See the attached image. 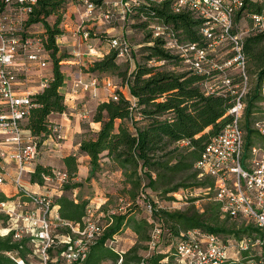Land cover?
Returning <instances> with one entry per match:
<instances>
[{"label": "built area", "instance_id": "2783aa9c", "mask_svg": "<svg viewBox=\"0 0 264 264\" xmlns=\"http://www.w3.org/2000/svg\"><path fill=\"white\" fill-rule=\"evenodd\" d=\"M37 0H0V134L7 148H12L11 155L16 167L14 186L18 190L17 199L0 203V215L7 216L10 227L5 229V235L12 232L15 242L28 240L36 256L32 264H55L53 252L59 253L61 264H83L90 249L104 235L108 227L101 219L104 211L101 206L90 207L80 224L62 220L54 212V203L48 196L30 192L21 182L31 172L40 154V142L31 132L26 130L24 123L30 117L34 93L22 90V79H27L28 73L35 66L44 69L48 66V54L44 41L26 29L29 15ZM147 1V0H146ZM159 4L169 1L175 13L190 14L194 20L201 21V42H180L173 33L159 24L153 25V40L158 39L169 54L184 64L185 70L205 77L201 83L202 90L207 95L231 96V107L226 117L230 123L208 143L200 160L195 164L199 180L209 178L214 186L203 189L208 198L221 205V212L232 220H244L264 234V150L252 146V155L246 161L247 170L242 161L246 155V132L243 127V116L247 109V96L251 92V76L248 74V59L245 52V40L252 35L264 34V12L250 13L246 10L248 2H263L264 0H153ZM83 5L82 24L77 29L83 31L85 41H89L90 32L83 27L88 21L102 20L112 24L118 20L126 21L138 7L149 6L143 0H116L111 3L120 11L108 9L98 13L100 7L94 0H77ZM110 5V3L106 2ZM118 8V9H119ZM247 14L252 25L244 31L239 27V21ZM112 49L118 51V59L133 60V47L123 37H113L109 41ZM150 45H153L151 42ZM89 53L98 55V50L89 44ZM222 50H228L227 56H222ZM165 64L166 62H161ZM49 83L44 78L43 90ZM103 87L109 93V99L119 100L118 88L111 80L103 84L100 78L90 77V81L76 78L72 94H92L96 99L98 90ZM131 108L137 109V100L132 97ZM82 116L89 118L92 112L82 110ZM252 129L264 138V118L256 121ZM49 137L56 143L64 138L62 126L53 125ZM184 144L188 142L184 141ZM54 172L53 176L45 177V181H56L61 186L69 182L67 171ZM6 173L0 166L1 186L6 182ZM176 195V194H174ZM142 193L138 199L153 223L149 249L145 258L152 256L161 243L164 231L158 221H154L155 207L147 202ZM131 206V204H128ZM107 212V217L119 213ZM116 237L109 246L114 247ZM239 251H252L258 246L260 251L255 254L264 264V237L243 238L237 241ZM178 264H223L229 259V246L218 235H212L200 230L182 234L176 243ZM115 248V247H114ZM117 251V249L115 248ZM120 255L122 252L117 251ZM8 256L14 264H26L23 259L13 253ZM32 258V257H31ZM122 264V258L118 262ZM142 264H146L143 261ZM250 264H255L250 261Z\"/></svg>", "mask_w": 264, "mask_h": 264}, {"label": "trees", "instance_id": "16d2710c", "mask_svg": "<svg viewBox=\"0 0 264 264\" xmlns=\"http://www.w3.org/2000/svg\"><path fill=\"white\" fill-rule=\"evenodd\" d=\"M68 3V0H37L26 23V29L34 25L43 26L42 37H39L44 41V48L53 64V74L48 85L32 95L35 106L24 123L26 130L38 141L39 139L45 141L52 132L50 116L67 112L66 97L61 93L66 80L61 63L71 56L62 52L58 39L64 35L61 25ZM96 3L99 4L98 1ZM135 10H139L149 21L155 20L157 24L173 31L180 42L192 44L201 42V21L194 20L187 13H175L169 1L161 4L154 1L149 6L138 7ZM246 10L254 14L263 13L264 3L248 2ZM52 18L55 20L53 23ZM262 41L264 34L248 38L244 42L248 64L250 59L257 60L256 67L259 70L255 91L247 100L248 116H251L258 103L264 100V51L257 52ZM151 42L153 45L143 49L142 63H138L132 73L130 63H119L118 51L112 49L109 44L108 54L101 60L92 62L88 68L84 67L86 73H92L97 78L110 75L122 79L124 84L128 85L131 96L137 100L136 110L131 108V99L124 93H119L118 101L109 99L99 102L93 121L99 123L101 129L95 137L82 141L79 150L80 154L90 158L89 179L102 169V161L108 159L116 170L122 172L123 184L127 185L124 192L131 207L134 208L141 206L138 199L142 193L144 194L146 187L161 198L171 197L167 198L170 201L175 200L172 197L174 194L183 191L213 187V180L209 178L199 180V173L194 167L200 160L205 146L230 123V118L226 117V114L231 107L232 97L207 95L201 88V83L205 79L202 75L186 70L177 73L162 70L155 65L150 66L153 61L181 65L180 61L165 50L161 41L156 39ZM246 128L247 144L250 145L252 135L258 134L250 129L249 124ZM184 141L188 144L183 145ZM1 161L2 158L0 163ZM63 162L70 179L63 186V195L56 197L54 203L59 207L58 214L62 220L81 224L87 210L93 205L88 200L75 202L71 195L73 190L81 186L80 183H72L78 176L79 156L65 157ZM53 175L51 167L37 164L31 172L30 182L43 186L44 178ZM144 178L147 179L145 185ZM3 201L9 199L1 192L0 203ZM107 205L102 208L104 212H107ZM154 207V221L161 224L163 238L167 236V243L174 246L171 253L162 254L157 251L149 258H145L142 251L147 252L149 249L153 223L146 218H138L136 212L129 211L125 214L109 215L105 235L91 247L83 264H119L121 258L122 264H142L143 261L146 264H178L175 243L182 234L194 230L216 236L234 235L236 241H241L245 233L248 236L264 237L260 230L252 226L238 232L220 226L218 219L223 214L221 205L213 201L202 213L195 210V207L186 211L171 212L159 209L156 204ZM2 225H6L7 228L11 225L10 220L3 214L0 215V227ZM127 229L134 232L136 242L120 255L114 247L109 246V243ZM13 237L12 232L0 235V264H14L8 256L9 253L16 254L26 264H32L36 256L30 241L26 239L15 242ZM52 255L57 256L55 264H61L59 253L52 251ZM241 259L242 261L227 260L223 264H250V261L260 264V259L251 251L242 252Z\"/></svg>", "mask_w": 264, "mask_h": 264}, {"label": "rangeland", "instance_id": "374dc122", "mask_svg": "<svg viewBox=\"0 0 264 264\" xmlns=\"http://www.w3.org/2000/svg\"><path fill=\"white\" fill-rule=\"evenodd\" d=\"M96 1L99 2L98 6L100 7V10L98 11V13L103 14L108 9L115 10L117 13L120 11L119 7H113L111 4V3L116 2V0H96ZM143 1H145V3H147L148 5L154 2L153 0H147V1L143 0ZM72 2H73V17H74V33L77 36H81L80 34H82L83 31L76 32V29L78 25L80 24L79 21H82L80 19H82L84 7L82 4L77 2V0H72ZM106 2L107 3L109 2L110 5L106 4ZM116 16L118 17L117 18L118 20H116L112 24H106L102 20L91 21L90 23H88V25L85 24L83 27V30L90 32V35L88 38L89 41H85L83 38V35H82V41L84 42L85 48H88L89 44L91 43V46H93L94 48L100 49L102 48L101 47L102 45L106 44L108 46L109 44L108 42L111 36H116L120 38V37H123V33H125V38L130 43L131 47H133V50H134L133 60L125 61V59L120 58L118 59V62L119 63L129 62L131 65V69H133L135 68L136 64L142 63L144 59L143 49H145V47L147 46H151L150 42L151 40L154 39L153 37L154 31L152 29V26L156 25L157 21L155 20L149 21L145 16L140 14L139 10H134V13L131 14L129 18H127L126 21L121 20L118 15ZM54 21H55L54 18H52L51 23H53ZM94 23H97V24H94ZM124 25L125 27L123 28ZM251 25H252V22L249 16H247V14H245L242 17V19L239 21V27L243 29L244 31L250 30ZM43 29L44 28L41 25H34L32 29H28V32L31 34H35V35L38 34L37 36L42 37L41 32ZM258 35H252L250 37H247V39L257 37ZM81 45H83V43ZM59 48L63 50L62 52H64L65 49H63L62 46ZM227 51L228 50H222V56H224V58L227 56V53H228ZM263 51H264V41H262L261 44L259 45L257 52L262 53ZM88 52H89V48H88ZM49 61L51 63V59ZM61 64L62 66L65 65L64 63H61ZM256 64H257V60H253V59H250L249 64H248V74H250L251 76V89H252L250 94L254 93L255 91L254 88L258 82L257 73L259 72V70L256 67ZM151 65L158 66L162 70H171L177 73H182L185 70V66L183 63L179 66H176L175 64H171V63L162 64L161 62L153 61L151 62L150 66ZM46 69L50 70L51 64H49L45 68V70ZM98 78H100L102 84L106 82L107 79L111 80L118 87L116 89L117 93H122V90L128 93L126 91L127 85L124 84L122 79H119V78H116L110 75L99 76ZM99 90L106 95L100 96V94L97 93L98 97L96 99L94 98V101L104 100L108 98V96L111 94L107 90L105 91L103 87H100ZM250 94L247 96V100H249ZM128 96H130L129 93H128ZM87 97H88L87 99H90V96H87ZM93 106L94 105L86 107V109L89 112H92L91 114H94L95 112L93 109ZM261 118H264V100L258 103L257 109L253 111L251 116H248L247 113H245V115L243 116V127L246 132V135H245L246 136V146H245L246 155L242 161V165L246 170H247L246 161L248 157L252 155V151H251L252 145H256V146L259 145L258 147L264 150V140L259 135L253 134L251 137V144L250 145L247 144L248 136H247L246 126L247 124H249L250 129L253 130L252 129L253 124L256 121L260 120ZM0 136L2 135L0 134ZM39 141L41 142V144L44 143L41 139H39ZM38 157L39 158L36 162L37 164L39 162H43L44 164L50 163L51 165H53V168L51 167L52 171H55V172L67 171L65 165H63V163L60 162L59 157L56 156L54 151L49 150V149L47 150L46 147L40 148V154ZM6 169L10 173L12 170H9V169H13V168L6 167ZM89 170H90V166H89ZM90 172L88 174L87 173L84 174V178L82 179V182H77L76 179L72 180L73 184L80 183L82 185V189L78 193L77 200L80 196H85V197H88L89 199L88 201L90 202L91 205H95V206L97 205L103 208L106 204H108L107 209H106L107 212L110 211L111 213L112 211H118L122 207L124 209L119 213L125 214V212H129V211L136 212L135 214L138 218L143 217L150 221V216L148 215L147 211L142 205L137 208H134L128 205L130 201L124 192V189L126 188L127 185L123 184L124 182L123 174L119 170H116L115 166L112 164V162L109 159L102 161V169L99 170V172H97L91 179H89ZM146 183H147V179L144 178L143 184L145 185ZM47 186L49 188L56 189V188H59L60 184L54 181V182H50ZM129 187L130 186H128V188ZM143 192H144V195L146 196L145 200H147V202H150L151 204H154V205L156 204L159 209L167 210L169 212L176 211V210L186 211V209L195 207V210L202 213L204 208H206L207 205L212 203V200L208 198L209 196L206 194V191H204L203 189L201 190L195 189L189 192L183 191V192L177 193L176 195L172 196L174 197L175 200H171V201L167 199L171 197L161 198L157 196L156 194H154L147 187L144 189ZM191 200H196V201L191 202ZM107 212H104V217L101 219V221L104 223L107 222V218H108ZM218 224L226 229H231V230L234 229L236 232L245 231L246 229H249V226H252V224L250 223L247 224L246 221L244 220H241V219L232 220L228 216H224V214L219 216ZM5 229H7L6 225H2V227H0L1 236L5 233L4 231ZM253 236H250V237L253 238ZM220 237L229 246V251H228L229 259L231 260L236 259V260L242 261L241 254L238 253L239 248H238V244L236 241V237L234 235L233 236L220 235ZM247 237H249L247 233L242 235V238H247ZM116 238H117L116 242L113 244V246L117 249V251H120L122 253L126 252V250L129 248L128 246L136 242V236L134 232L131 231L130 229L125 230V233H123L122 235ZM167 240H168L167 236H165L162 239L161 243L158 245V248H157L158 252L162 254H167V253L172 252V249L174 248V246L173 244L167 243L168 242ZM259 251H260V248L256 246L252 248L251 253L255 255ZM142 254L143 256H146L147 252L142 251ZM55 257L57 256L55 255ZM55 257H54V260H56ZM107 264H111V263H107Z\"/></svg>", "mask_w": 264, "mask_h": 264}, {"label": "crops", "instance_id": "0c3cea01", "mask_svg": "<svg viewBox=\"0 0 264 264\" xmlns=\"http://www.w3.org/2000/svg\"><path fill=\"white\" fill-rule=\"evenodd\" d=\"M68 5L66 12L64 14V21L61 25L64 35L61 36L58 39V45L59 47H63L64 52L68 53L71 57L68 60L63 61L65 65L62 66L64 76H65V84L61 89V93L65 95L66 97V106H67V112L60 113V114H53L50 116V121L53 125H59L62 126L63 129V135L64 138L61 140L60 143H56L53 141L50 137L46 138L44 143H42L41 147H46L48 150L54 151L56 156L59 157L60 162L63 163V159L68 156H79L80 165L78 167V178H75L77 182H82V179L84 178V174H88L90 172L89 166H90V158L86 155L80 154V146L82 141L85 139H89L92 137H95L97 132L101 129V125L99 123H96L93 121V115L89 118H84L82 116V110L86 109V107L94 105L93 109L96 111V107L99 102H105L106 100H109L108 98L104 100L94 101V97L92 94L87 93H79V94H72V88L73 84L76 80V78L83 79L84 81H90V77H93L94 74L92 73H86L84 71V67H87L94 61L101 60L105 54H108L110 51V48L105 44L102 45L100 49L98 50V55H92L88 52V48L84 47V42L82 41V34L81 36H77L74 33V17H73V2L72 0H68ZM129 18V17H128ZM82 20V19H80ZM80 24H82V21H79ZM91 21H88L90 23ZM88 23H86L88 25ZM97 24V23H94ZM33 26L28 27L27 29H32ZM125 25L123 26V28ZM76 29V32H78ZM43 33V30L42 32ZM78 38H77V37ZM123 36L125 37V33H123ZM116 37V36H111ZM83 43V45H81ZM91 44V43H90ZM87 45V44H85ZM77 46V47H76ZM63 51V50H62ZM48 60L49 57H48ZM49 64L50 61L48 62ZM48 64V65H49ZM137 64L135 65V68L131 69V73L136 70ZM27 79H22V90L32 93H37L41 91V85L44 82V78H51L53 74V66L51 64V69L48 70L45 68L41 69L40 66H35L32 70V72L28 73ZM105 90V89H104ZM98 94L100 96H104L103 92L98 90ZM106 91V90H105ZM126 91L129 93V87L126 86ZM122 93L125 94L126 97L132 99L131 93H126L124 90H122ZM90 96V99H87ZM95 113V112H94ZM262 137V136H261ZM264 140V138L262 137ZM0 141L2 142V136H0ZM0 142V158H2V161L0 165L3 167L6 175V182L4 185L1 186V192L6 195V197L9 200L17 199L18 196V190L14 186V181L16 178V167L15 164L12 163L11 155L14 153V150L12 148H7L3 143ZM256 146V145H255ZM259 146V145H257ZM38 164L46 167H52L50 163L44 164L43 162H39ZM37 163L35 164V166ZM34 166V167H35ZM6 167H10L13 169L10 173L7 171ZM74 179V180H75ZM31 177L26 176L24 180L21 182L22 186L29 190L30 192H35L43 196H48L51 198L52 202L54 203L56 197H60L64 193V187L63 185L59 186V188H49L47 185L50 182L53 181H45L43 186H40L38 184H31L30 182ZM48 183V184H47ZM59 189V190H58ZM82 189V185L78 187V189H75L72 191L71 195L75 202L81 201V200H89L88 197L80 196L77 200L78 193ZM93 203V202H92ZM54 212L58 213L59 207L55 206L54 203ZM120 236V235H119ZM117 236V237H119ZM135 243H132L130 246H128L130 249ZM127 249V250H128ZM107 264V263H105Z\"/></svg>", "mask_w": 264, "mask_h": 264}, {"label": "bare ground", "instance_id": "6f19581e", "mask_svg": "<svg viewBox=\"0 0 264 264\" xmlns=\"http://www.w3.org/2000/svg\"><path fill=\"white\" fill-rule=\"evenodd\" d=\"M4 231H5V230H4ZM5 233H6V231H5ZM5 233H4V234H5Z\"/></svg>", "mask_w": 264, "mask_h": 264}]
</instances>
